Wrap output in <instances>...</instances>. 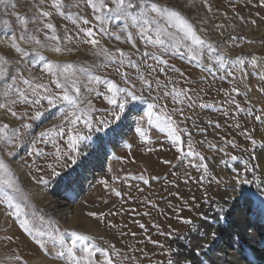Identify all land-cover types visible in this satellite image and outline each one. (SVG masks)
Here are the masks:
<instances>
[{
	"label": "rangeland",
	"instance_id": "rangeland-1",
	"mask_svg": "<svg viewBox=\"0 0 264 264\" xmlns=\"http://www.w3.org/2000/svg\"><path fill=\"white\" fill-rule=\"evenodd\" d=\"M53 2L0 0V259L35 264L46 256L52 264H108L109 251L89 239L83 247L72 241L71 256L57 258L61 239L86 236L81 223L69 228L44 215L43 203L31 199L10 163L32 132L23 166L38 186L67 170L78 148H89L91 138L110 129L126 106L139 105L127 140L114 139L116 153L105 168L120 159L132 166L138 152L155 153L176 134L207 175L217 178L206 166L211 158L228 176L225 163L236 164L237 152L254 154L264 147V0H124L120 12L113 0H104L112 11H97L92 4L98 0H61L59 10ZM172 11L203 44L185 36ZM65 91L78 109L62 99ZM129 141L135 143L134 159ZM236 171L242 174L240 167ZM105 175L94 179L96 187ZM94 184L84 198L96 197ZM98 195L111 194L105 186ZM213 200L199 198L195 187L191 200L184 198L187 223Z\"/></svg>",
	"mask_w": 264,
	"mask_h": 264
},
{
	"label": "bare ground",
	"instance_id": "bare-ground-1",
	"mask_svg": "<svg viewBox=\"0 0 264 264\" xmlns=\"http://www.w3.org/2000/svg\"><path fill=\"white\" fill-rule=\"evenodd\" d=\"M138 108L126 106L110 129L91 138L89 148H78L76 161L67 170L38 186L28 181L23 166V155L32 138L29 133L16 154L18 160L10 163L14 174L31 199L43 203L44 215L74 229L80 222L82 235L92 246L105 247L111 264H154L151 261L155 258L158 264H264V147L254 154L237 152L236 164L225 163V169L232 172L228 176L208 158L206 166L217 177L213 178L197 163V155L188 150L190 146L182 145L174 134V142L168 145L166 141L159 151L138 152L140 160H134L132 166L126 167L119 158L109 161V168H105V161L116 153L114 139L127 140ZM129 145L134 159L135 143ZM239 167L242 174L236 171ZM103 172L106 177L96 187L94 179ZM93 184L97 198H84L82 193ZM105 186L111 195L103 198L98 193ZM195 187L199 198L214 200L186 223L190 211L184 198L191 200ZM82 207L85 212H81ZM89 212L97 215L89 217ZM9 235L11 241L17 236ZM60 241L57 258L63 259L71 256L72 241L79 247L84 244L75 235ZM103 257L101 253L100 260ZM0 263L9 264L1 259ZM34 263L52 264L46 256ZM72 264L87 263L80 260Z\"/></svg>",
	"mask_w": 264,
	"mask_h": 264
},
{
	"label": "snow or ice",
	"instance_id": "snow-or-ice-1",
	"mask_svg": "<svg viewBox=\"0 0 264 264\" xmlns=\"http://www.w3.org/2000/svg\"><path fill=\"white\" fill-rule=\"evenodd\" d=\"M91 2V0H90ZM113 3L116 5V11L120 12L122 10H124V0H113ZM61 6V0H54L53 2V7L57 8V10H59ZM92 6L97 10V11H101V10H107V11H112V9L108 8L107 5L104 3V0H98V4L97 3H93ZM153 11H159L158 8L153 7ZM45 15H47V13H45ZM170 18L175 22V24L184 31L185 36L187 38H189L190 40H192V42L194 44H203L204 41L200 39V37H198L195 32L192 29V26L184 19V17L177 11H172L170 14ZM99 18V17H98ZM85 23H87V21H85ZM49 28H52L53 26L51 24L48 25ZM88 36H92L93 33L91 32V30H88L87 32ZM34 39V38H33ZM37 43H39V41H36ZM92 43H96V41H91ZM13 47L16 48L17 51H20L19 47H17L14 43L12 45ZM0 62H4V58L0 57ZM51 70V68H50ZM0 72H2V68H0ZM58 87L60 86L59 84L57 85ZM115 90V85H110V91H114ZM75 91L77 93H79V88H75ZM119 91H125L124 89H120ZM127 95L132 97L133 99H135V96L133 95V93L131 92H127ZM63 100L67 101L71 106L75 107L78 109V105L77 102L75 100H73L68 94L67 91H65L64 96L62 97ZM110 104H116V100L114 98H110L108 101ZM49 103H52V101L50 100ZM120 108H123L124 105L120 104L119 105ZM13 115H15V113H13ZM41 115V113L37 112L36 114V118H39V116ZM70 115L75 116V112L71 113ZM68 117L65 116V119H67ZM71 123H75V120H72ZM7 127V126H5ZM51 130L47 131V132H41L40 135L41 137H44L46 135L49 134ZM70 140H72L73 142H75V137H69ZM177 139H179V137H177ZM233 159H235V157H232ZM89 216H96L97 214L94 212H89L88 213ZM187 223V221H185ZM88 237L87 236H77V240H87ZM108 264H111V261H108Z\"/></svg>",
	"mask_w": 264,
	"mask_h": 264
}]
</instances>
